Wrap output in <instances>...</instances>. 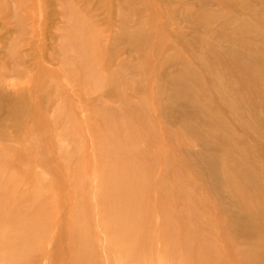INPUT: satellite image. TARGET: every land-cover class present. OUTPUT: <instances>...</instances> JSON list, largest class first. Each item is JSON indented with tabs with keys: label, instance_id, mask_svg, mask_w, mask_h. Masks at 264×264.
Here are the masks:
<instances>
[{
	"label": "rangeland",
	"instance_id": "1",
	"mask_svg": "<svg viewBox=\"0 0 264 264\" xmlns=\"http://www.w3.org/2000/svg\"><path fill=\"white\" fill-rule=\"evenodd\" d=\"M263 4L0 0V199L20 223L44 218L30 264H71L64 230L82 210L95 264H168L171 219L158 205L168 194L182 234L210 233L228 263L264 264V28H243ZM74 16L95 35L90 71L72 44ZM20 98L24 113L11 111ZM110 167L149 177L138 209L153 229L148 260L118 253L106 206L123 180Z\"/></svg>",
	"mask_w": 264,
	"mask_h": 264
},
{
	"label": "bare ground",
	"instance_id": "2",
	"mask_svg": "<svg viewBox=\"0 0 264 264\" xmlns=\"http://www.w3.org/2000/svg\"><path fill=\"white\" fill-rule=\"evenodd\" d=\"M72 22L75 25H80L78 27L80 28V30L78 29V33L76 35L73 34L74 37L72 35V44L75 43V50L80 48V57H78V60L83 68L89 70L91 62L97 61L93 37L95 35H92L91 31L85 25L81 24V20H76L75 16ZM256 27L264 28V4L260 18L255 22H245L243 25L245 31ZM76 31L77 28L75 31L73 30V32ZM87 48L91 49L88 53H86ZM259 66L264 69V60L259 62ZM93 68L95 67L91 69L93 70ZM19 100L16 103H12L10 110L22 111L24 113L23 101H21V98ZM119 129L117 128L116 131ZM127 133L130 137L129 139H132V133L129 130ZM247 156L248 154L245 158ZM118 163L119 160L117 159L115 164L118 165ZM109 169L113 178L120 177L123 180L120 190L122 199L112 201L106 206L108 220L115 225L116 236L120 239L121 245L124 247H118V253L120 255L127 254L129 259L134 263L138 260H148L153 246V229L148 222L141 219L138 209H143L144 203L147 200L146 194L150 190L149 177L147 174L135 170H131L130 173L125 174L120 173L116 167L115 169H112V167ZM249 171L247 172L248 177L250 176L249 178L254 177V179L259 180V171L254 173V168H250ZM169 198L170 194L160 198L158 202L164 217L171 219H165L161 236V243L163 245L162 257L164 261L168 264H231L223 257H219L213 246L208 244L211 243L210 233L209 238L205 234L200 233L199 230L193 236L182 234L181 227L178 224L179 220L170 211ZM8 204L9 198L7 200L0 199V251L4 255L6 264H30L26 260V255L28 252L36 250L45 239L46 226L44 218L32 220L31 222L30 219L20 223L21 220L12 211L8 212L7 215L4 213L7 210ZM144 214H149L148 210H144ZM87 218L84 210L74 211L70 214V219L65 227V240L67 241L65 250L68 253V259L71 264H95L93 241L88 233ZM120 221L122 222L119 225ZM195 240L203 241L204 244L196 246ZM118 243L119 240L116 239L114 244ZM241 264L249 263L244 259Z\"/></svg>",
	"mask_w": 264,
	"mask_h": 264
}]
</instances>
